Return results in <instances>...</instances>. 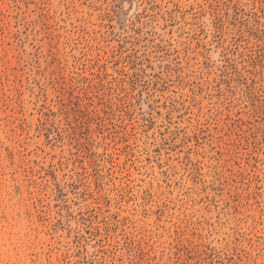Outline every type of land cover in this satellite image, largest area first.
Segmentation results:
<instances>
[{
    "label": "rangeland",
    "instance_id": "1",
    "mask_svg": "<svg viewBox=\"0 0 264 264\" xmlns=\"http://www.w3.org/2000/svg\"><path fill=\"white\" fill-rule=\"evenodd\" d=\"M0 264H264V0H0Z\"/></svg>",
    "mask_w": 264,
    "mask_h": 264
}]
</instances>
